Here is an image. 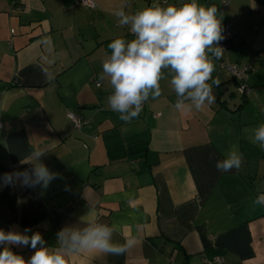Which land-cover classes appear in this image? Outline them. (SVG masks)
<instances>
[{"label":"crops","instance_id":"obj_1","mask_svg":"<svg viewBox=\"0 0 264 264\" xmlns=\"http://www.w3.org/2000/svg\"><path fill=\"white\" fill-rule=\"evenodd\" d=\"M93 1L87 9L77 0H0V176L31 169L35 148L59 174L46 189L0 187V229L39 231L55 246L57 232L92 209L116 226L113 242L132 244L122 255L73 254L69 264H264V205L254 204L264 194V150L243 131L264 123V0H197L215 5L233 34L220 59L209 53L215 102L176 110L172 73L162 69L161 96L128 123L108 107L113 89L99 79L109 43L134 38L113 13L190 0ZM222 59L252 67L247 94ZM68 111L85 124L76 128ZM233 144L240 169L218 171ZM9 247L26 260L34 251Z\"/></svg>","mask_w":264,"mask_h":264},{"label":"clouds","instance_id":"obj_2","mask_svg":"<svg viewBox=\"0 0 264 264\" xmlns=\"http://www.w3.org/2000/svg\"><path fill=\"white\" fill-rule=\"evenodd\" d=\"M122 5L113 14L120 27L129 26L133 39H113L111 50L102 63L99 79H108L113 91L107 97L110 110L119 113L125 123L137 118L149 99L161 96L160 81L164 79L162 69H170L171 85L177 100L174 107L178 111H200L204 106L215 102L212 87L219 86L218 79L212 84L215 65L209 56L220 59L224 49L220 41L222 34L221 16L215 5L204 6L197 0H190L180 6L161 7L157 3L138 10L133 14L125 11ZM244 134L252 143L264 150V123L253 128H245ZM46 150L35 148L31 159L26 160L31 169L4 173L0 176V187L16 186L46 189L50 182L59 177L40 159ZM243 154L239 145L233 144L225 158L217 160L220 172L239 170ZM256 205H264V194L254 200ZM31 229L21 233L16 230L5 232L0 229V264H69V257L83 252H101L109 255H122L131 246L113 242L115 225L99 220L97 213L90 209L74 226H65L57 232L56 245L48 246L37 231L27 235ZM9 245L30 247L33 254L27 260L11 250ZM39 246V247H38Z\"/></svg>","mask_w":264,"mask_h":264},{"label":"built area","instance_id":"obj_3","mask_svg":"<svg viewBox=\"0 0 264 264\" xmlns=\"http://www.w3.org/2000/svg\"><path fill=\"white\" fill-rule=\"evenodd\" d=\"M228 0H222L221 4L222 6H225L227 4ZM77 4L87 8V9H94L95 3L93 0H77ZM127 26L128 32L131 36H133L130 33L129 26ZM222 34L224 35V39L220 41V46L223 49H226L228 46V42L230 41L232 37V32L230 30V27L228 24L222 25ZM219 67L226 72H228L235 80L236 82V88L237 91L242 94H247L248 92V86H247V77L249 72H251L253 69L250 65L244 64V63H238V62H230L227 59H222L219 62ZM95 84L98 86L100 83L99 81H95ZM67 117L72 121L73 125L76 128L81 127V125L85 124L86 121H84L81 116L68 111ZM1 126V123H0ZM203 261L206 264H222L223 259L221 257H214L213 259H203Z\"/></svg>","mask_w":264,"mask_h":264},{"label":"trees","instance_id":"obj_4","mask_svg":"<svg viewBox=\"0 0 264 264\" xmlns=\"http://www.w3.org/2000/svg\"><path fill=\"white\" fill-rule=\"evenodd\" d=\"M232 38V37H231ZM232 77V76H231ZM232 80H234V78L232 77ZM234 83H235V87H236V82H235V80H234ZM236 90H237V88H236ZM82 118V117H81ZM83 119V118H82Z\"/></svg>","mask_w":264,"mask_h":264}]
</instances>
